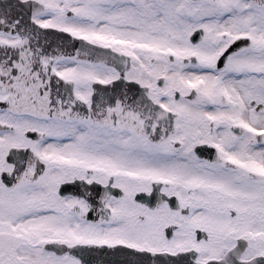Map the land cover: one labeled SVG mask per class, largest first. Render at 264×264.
<instances>
[{
    "label": "snow or ice",
    "instance_id": "1",
    "mask_svg": "<svg viewBox=\"0 0 264 264\" xmlns=\"http://www.w3.org/2000/svg\"><path fill=\"white\" fill-rule=\"evenodd\" d=\"M0 264H264V0H0Z\"/></svg>",
    "mask_w": 264,
    "mask_h": 264
}]
</instances>
